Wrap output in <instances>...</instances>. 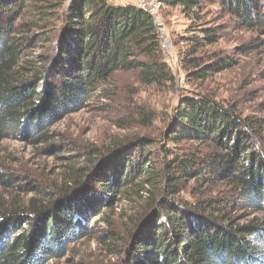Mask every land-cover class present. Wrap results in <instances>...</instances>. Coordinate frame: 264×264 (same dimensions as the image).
I'll return each instance as SVG.
<instances>
[{
	"label": "trees",
	"instance_id": "obj_1",
	"mask_svg": "<svg viewBox=\"0 0 264 264\" xmlns=\"http://www.w3.org/2000/svg\"><path fill=\"white\" fill-rule=\"evenodd\" d=\"M66 1L0 0V143L87 108L119 73L133 74L141 87L176 92L149 13L109 0ZM160 3L189 21L178 65L196 89L179 91L157 137L128 135L87 151L43 201L21 205L0 192V264L64 257L92 235L87 223L108 224L105 212L121 200L132 208L123 264H264V124L205 86L235 65L209 50L224 28L206 26L207 17L255 33L259 44L246 43L244 54L264 51V0ZM54 21L58 32L47 28ZM38 48L45 52L31 59ZM99 95L113 101L104 89ZM134 114L145 130L153 127L154 111L138 106ZM0 187L21 190L1 173ZM225 189L232 195L226 202L219 197Z\"/></svg>",
	"mask_w": 264,
	"mask_h": 264
},
{
	"label": "rangeland",
	"instance_id": "obj_2",
	"mask_svg": "<svg viewBox=\"0 0 264 264\" xmlns=\"http://www.w3.org/2000/svg\"><path fill=\"white\" fill-rule=\"evenodd\" d=\"M109 1L126 6L133 0ZM146 1L160 4L155 22L160 26L158 32L164 60L175 74L176 92L163 93L154 88L141 87L133 74L119 73L110 84L98 89L87 108L63 117L42 131L14 132L0 143V173L12 177L15 186H21V190L0 187L8 202L22 205L30 198L43 201L49 192L58 191L65 171L82 165L87 151L104 149L114 138L137 134L153 137L162 127V116L176 106L179 91L196 89V86L187 83L185 71L178 65L179 50L185 48L181 37L190 35L189 21L177 10H165L160 0ZM69 2L67 0L65 6ZM206 22V26L224 28L222 41L209 50L232 58L235 64L230 70L207 81L206 88L217 98L237 106L244 116L257 118L264 124V51L244 54L246 43L248 46L259 44L256 42L257 35L228 27L227 19L220 20L215 14L208 16ZM49 24H54L53 30L55 26L57 32L61 26L60 21L48 23L47 28ZM239 49L242 50L241 55H237ZM44 52V49H36L31 59ZM102 89L112 96L113 101L100 98ZM138 106L156 114L151 129L145 130L143 123L134 117ZM222 192L219 197L224 202L232 197L226 193L227 189ZM131 212L132 208L124 200L117 202L105 212L108 224L99 218L89 221L87 224L93 228L92 235L70 245L64 257L48 264H123L129 248L126 244L131 232L128 225Z\"/></svg>",
	"mask_w": 264,
	"mask_h": 264
},
{
	"label": "built area",
	"instance_id": "obj_3",
	"mask_svg": "<svg viewBox=\"0 0 264 264\" xmlns=\"http://www.w3.org/2000/svg\"><path fill=\"white\" fill-rule=\"evenodd\" d=\"M132 4L135 7H137L138 9H141L143 11H146L147 13H149L155 20V16L157 15V11H158V7H159V3L156 4L155 1L152 2H147L146 0H133L131 1ZM128 5V2L127 4ZM156 21V20H155Z\"/></svg>",
	"mask_w": 264,
	"mask_h": 264
},
{
	"label": "water",
	"instance_id": "obj_4",
	"mask_svg": "<svg viewBox=\"0 0 264 264\" xmlns=\"http://www.w3.org/2000/svg\"><path fill=\"white\" fill-rule=\"evenodd\" d=\"M157 26V28H159L160 26L159 25H156Z\"/></svg>",
	"mask_w": 264,
	"mask_h": 264
}]
</instances>
